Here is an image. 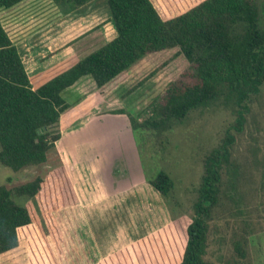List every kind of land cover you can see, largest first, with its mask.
I'll list each match as a JSON object with an SVG mask.
<instances>
[{
  "label": "rangeland",
  "instance_id": "374dc122",
  "mask_svg": "<svg viewBox=\"0 0 264 264\" xmlns=\"http://www.w3.org/2000/svg\"><path fill=\"white\" fill-rule=\"evenodd\" d=\"M251 1L257 7L259 25L264 29V0ZM188 5L175 7L172 13ZM191 70L190 62L177 47L142 57L119 74L116 82L103 87L105 104L98 106L96 112L122 114L121 123L113 125L112 130L96 127L83 133L81 145L76 148L77 156L67 152L63 162L60 155L53 151L48 153L44 163L17 171L0 164V185L11 188L36 176L46 179L51 175L54 178L59 173V188L67 179L76 195V188L83 191L100 187L108 191H126L128 198L124 203L129 205L130 213L117 212L122 217L120 226L115 221L113 227L101 224L100 229L96 228V234L100 233L101 237L112 241V249L109 250L113 251L112 264L117 253L128 252L130 257L144 247L147 251L150 247L153 249L159 264H176L183 253L186 227L194 215V203L206 172L205 161L212 151L221 149L223 142L231 137L229 159L226 163L222 162L219 169L217 200L206 218L204 259L212 264H264V84L245 100V108L236 104L235 97L224 86L218 98L192 109L182 119H164L160 125L131 129L129 116L138 123L148 117L159 121L156 109L163 102L168 85ZM87 79L93 81L87 76L84 83L86 90L92 87ZM82 91L83 87L79 89L80 96ZM120 110L123 112L118 113ZM79 117L78 120L82 118ZM67 118L65 115L64 120ZM238 122H241L240 126ZM71 128L67 126L62 130L59 119L60 137ZM107 131L112 133L114 140H105L103 134ZM118 139L120 145L117 144ZM104 153L108 165L102 163ZM76 157L91 159L95 165L100 159V169L92 170L90 165L76 163ZM159 170L167 172L172 180V188L166 197L161 196L147 181ZM92 178L99 179L93 182ZM14 198L20 204L29 202L34 206L41 226L40 231L35 224L18 230L15 249L3 257L8 259L10 255L18 264L19 261L21 264H68L69 260L65 258L71 257L75 246L72 244L73 228L68 224L64 227L58 220L62 213H58V209L52 211L56 227L51 228L44 222L33 199L26 196ZM136 210L138 218L134 224L131 217L136 215ZM69 213L72 216V212ZM89 231L85 228L79 233L90 238ZM122 233L129 241L127 246ZM88 238L86 243L81 242L82 250L90 248L91 238ZM19 258L21 260L18 261Z\"/></svg>",
  "mask_w": 264,
  "mask_h": 264
},
{
  "label": "trees",
  "instance_id": "16d2710c",
  "mask_svg": "<svg viewBox=\"0 0 264 264\" xmlns=\"http://www.w3.org/2000/svg\"><path fill=\"white\" fill-rule=\"evenodd\" d=\"M19 1L0 0V8ZM53 1L59 6L76 8L90 0ZM107 3L117 35L35 89L0 22V164L3 166L17 171L40 165L47 160L49 152L55 151L61 136L60 115L71 106L62 92L81 77H91L100 88L142 57L164 49L177 47L192 70L168 85L164 100L156 109L159 121L148 117L138 123L129 116L132 130L160 125L164 119H182L192 109L218 98L224 86L233 94L236 104L245 108V100L264 84V29L259 25L253 1L107 0ZM187 3L185 9L172 13L175 7ZM232 141L231 137L226 139L221 149L212 151L205 161L206 172L194 203V215L186 227L183 253L176 264H212L204 259L206 218L216 203L219 169L229 159L228 147ZM55 176L49 175L46 179L36 176L11 188L0 185V253L17 245L18 228L35 224L40 231L34 206L29 202L20 204L14 197L33 199L51 228L56 227L53 210L78 203L70 182L64 179L66 182L59 188L61 177L59 173ZM147 181L163 197L172 188V180L164 170L157 171ZM136 252L140 264H159L151 247L148 251L144 247ZM121 254L122 258L126 257V252L117 253L114 264ZM112 261L113 256L110 264ZM124 262L130 264L128 259L121 264Z\"/></svg>",
  "mask_w": 264,
  "mask_h": 264
},
{
  "label": "crops",
  "instance_id": "0c3cea01",
  "mask_svg": "<svg viewBox=\"0 0 264 264\" xmlns=\"http://www.w3.org/2000/svg\"><path fill=\"white\" fill-rule=\"evenodd\" d=\"M0 22L20 55L32 89L66 70L117 35L107 0H90L76 8L70 5L59 6L53 0H21L10 7L0 8ZM118 77L116 76L100 88L96 87L91 79H87L92 87L86 90L84 83L87 82L85 80L87 76H83L62 92L63 97L71 103V107L60 115V127L62 130L67 126L72 127V130L62 134V137L56 141L55 151L60 155L62 162L63 157L68 156L67 152L77 156L78 149L76 148L77 145H81L83 133L90 132L96 127L100 130H106V128L112 130L113 125L123 121L122 114L96 112L98 106L103 107L105 104L102 91L111 83L116 82ZM81 87H83V94L80 96L78 92ZM70 111H75V113L71 114ZM76 111H80V113L77 114ZM65 115L68 117L67 120H64ZM79 116L82 118L78 120ZM74 126L75 128H73ZM103 135L106 137V141L107 139L112 141V133L107 131ZM118 141L117 144L120 145V139ZM113 144L112 142L111 145ZM79 156L81 155L79 154ZM104 157H106L105 153L102 156V163L108 165L109 163ZM75 161L90 165L89 168L92 170L97 169L101 163L100 159L95 165L91 159H78V157ZM98 179L92 178V181L97 182ZM76 192L78 195L76 205L57 210L58 213H62V217L59 216L58 220L63 223V226L68 224L73 228L72 244L75 246L71 257L66 256L65 260H69L68 264H110L113 255V251L109 252L112 249V241L105 236L101 237L100 233L96 234L98 233L96 228H99L101 224L113 227L112 224L115 221H117L116 225L120 226L122 217L117 215V212L130 213L129 205L124 203L128 194L126 191H108L102 187L95 190L88 188L85 191L76 188ZM69 212H72V216ZM135 216L131 217L134 224L138 218V210H136ZM70 222L71 224H69ZM28 227H31V224L22 226L18 230ZM85 228L90 230L91 238L89 242L91 246L89 245L90 248L85 249L86 251L81 249V244L86 243L88 237H85L82 232H80L82 235L79 233L81 230L84 232ZM122 238H125L124 244L127 246L129 241L124 233H122ZM85 246L87 247V245ZM12 249L0 253V264H18L16 259L10 255L8 259L3 257L5 254H9L8 252ZM87 250L89 253H86ZM90 250L92 251L90 252ZM128 254L126 252L125 258H122L121 254L117 264H121L126 259L133 261V263L130 261V264H140L135 254L130 257ZM19 264H21L20 261Z\"/></svg>",
  "mask_w": 264,
  "mask_h": 264
}]
</instances>
